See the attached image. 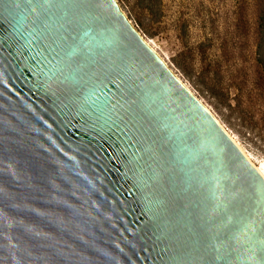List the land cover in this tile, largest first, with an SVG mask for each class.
<instances>
[{
  "label": "water",
  "instance_id": "95a60500",
  "mask_svg": "<svg viewBox=\"0 0 264 264\" xmlns=\"http://www.w3.org/2000/svg\"><path fill=\"white\" fill-rule=\"evenodd\" d=\"M0 264H264L263 176L117 0H0Z\"/></svg>",
  "mask_w": 264,
  "mask_h": 264
},
{
  "label": "trees",
  "instance_id": "16d2710c",
  "mask_svg": "<svg viewBox=\"0 0 264 264\" xmlns=\"http://www.w3.org/2000/svg\"><path fill=\"white\" fill-rule=\"evenodd\" d=\"M238 2L236 36L222 40L217 58L203 57L197 67L195 53L188 50L179 53L174 63L211 100L234 133L264 153V0ZM157 5L158 0L131 3L139 25L150 36L156 34L146 26L145 16L154 18Z\"/></svg>",
  "mask_w": 264,
  "mask_h": 264
},
{
  "label": "rangeland",
  "instance_id": "374dc122",
  "mask_svg": "<svg viewBox=\"0 0 264 264\" xmlns=\"http://www.w3.org/2000/svg\"><path fill=\"white\" fill-rule=\"evenodd\" d=\"M120 9L141 36L157 51L166 65L192 90V92L215 114L232 135L249 152L256 163L264 162V153L245 143L225 123L204 94L176 67L174 58L181 52L195 53L196 66L203 57L211 60L219 56L222 40H232L236 36L235 24L238 20V0H158L154 18L145 16L149 33L139 25L132 10L133 0H117ZM232 42V41H231ZM206 50V51H204ZM204 54H201V52Z\"/></svg>",
  "mask_w": 264,
  "mask_h": 264
},
{
  "label": "bare ground",
  "instance_id": "6f19581e",
  "mask_svg": "<svg viewBox=\"0 0 264 264\" xmlns=\"http://www.w3.org/2000/svg\"><path fill=\"white\" fill-rule=\"evenodd\" d=\"M144 39V38H143ZM145 41V39H144ZM146 44L159 56V58L165 63V61L160 57V55L157 53V51L149 44L148 41H145ZM166 64V63H165ZM178 77V76H177ZM179 78V77H178ZM180 79V78H179ZM181 80V79H180ZM182 81V80H181ZM183 82V81H182ZM184 83V82H183ZM185 84V83H184ZM186 85V84H185ZM187 86V85H186ZM187 88H189L187 86ZM190 89V88H189ZM191 90V89H190ZM192 91V90H191ZM200 100V99H199ZM201 101V100H200ZM202 102V101H201ZM203 103V102H202ZM205 105V104H204ZM205 107L213 114V116L219 121V123H221V125L225 128V130H227V132L229 133V135L231 136V138L236 142V144L240 147V149L244 152V154L249 158V160L256 166V168L258 169V171L260 172V174L263 176L264 178V162H260V163H256L254 161V158L252 157V155L247 152L243 146L241 145V143L235 138L234 135L231 134V132L224 126V124L215 116V114L209 109V107H207L205 105Z\"/></svg>",
  "mask_w": 264,
  "mask_h": 264
}]
</instances>
